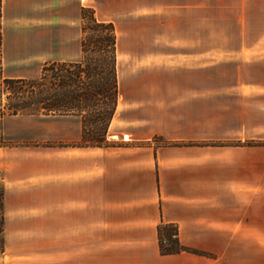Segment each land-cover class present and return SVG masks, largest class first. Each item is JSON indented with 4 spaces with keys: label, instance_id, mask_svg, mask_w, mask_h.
<instances>
[{
    "label": "crops",
    "instance_id": "obj_1",
    "mask_svg": "<svg viewBox=\"0 0 264 264\" xmlns=\"http://www.w3.org/2000/svg\"><path fill=\"white\" fill-rule=\"evenodd\" d=\"M219 8L218 0H0V80L79 60L84 9L113 24L117 54L136 71L119 77L110 146H77L80 119L54 116L52 165L2 156L1 264H42L48 253L50 264H264V144L219 142L250 123L244 91L264 90V61L257 83L203 79V59L255 51L247 33L219 28L235 20ZM257 34L260 56L264 27ZM162 224L207 255H160Z\"/></svg>",
    "mask_w": 264,
    "mask_h": 264
},
{
    "label": "trees",
    "instance_id": "obj_2",
    "mask_svg": "<svg viewBox=\"0 0 264 264\" xmlns=\"http://www.w3.org/2000/svg\"><path fill=\"white\" fill-rule=\"evenodd\" d=\"M81 57L76 62L45 63L36 78L1 81L0 117L58 116L81 121L79 147H108V129L119 100L117 36L113 24L97 21L93 12L82 11ZM98 32L96 38L88 32ZM98 54L97 57L92 56ZM4 96V99H2ZM248 143L244 146H260ZM2 193H0V234L2 233ZM172 225L157 228L162 256L189 253L207 254L179 243Z\"/></svg>",
    "mask_w": 264,
    "mask_h": 264
},
{
    "label": "rangeland",
    "instance_id": "obj_3",
    "mask_svg": "<svg viewBox=\"0 0 264 264\" xmlns=\"http://www.w3.org/2000/svg\"><path fill=\"white\" fill-rule=\"evenodd\" d=\"M245 3H249L247 9L243 8ZM219 15L229 14L234 17V22L231 24H221L220 29L227 27L235 32H245L248 35L247 40H243L248 46L255 48V51H250L244 53L242 56H227L217 58H207L203 59V79L205 80H216V79H250L251 82L257 83V78L259 76V68L257 65V59L260 57L264 61V54L258 56L256 51V43L258 32L264 27V0H218ZM259 3V4H258ZM253 6V7H252ZM244 19L242 24L240 21ZM85 24V23H84ZM83 23L81 25H84ZM205 25H203L204 27ZM206 30V29H205ZM99 33L91 31L88 32L89 37L96 38ZM234 47H241V39L239 36L233 41ZM98 54H93L92 56L97 57ZM80 60V59H79ZM77 60V61H79ZM118 62V82L119 77L124 80L131 74H136L133 68L130 66L129 59L123 55L117 54ZM244 63V64H243ZM250 65L252 68H246L244 65ZM44 65V64H43ZM41 65L36 71L35 78L40 74ZM229 65L227 69L219 70L220 66ZM260 68H263L261 62ZM211 68V70H210ZM249 69V70H248ZM264 69V68H263ZM264 75V70L261 72ZM1 81L0 80V91H1ZM144 84V81H143ZM131 89H125V94L130 95ZM137 95H145V87H138ZM135 92V93H136ZM248 93L249 103L243 104V110L249 113L250 123L241 131H227L230 132L224 137V140H219L220 143H236L238 138H243V143H260L264 144V101L262 95H264L263 89H247L244 91ZM121 94V91H120ZM121 96V95H120ZM4 99V96L3 98ZM0 105H1V93H0ZM241 107V104H238ZM1 108V106H0ZM121 110V105L119 111ZM262 117V118H261ZM117 121H115L110 129V133L114 134L118 130L116 129ZM229 130V129H227ZM153 143L162 144L160 138L154 137ZM118 144V142H115ZM53 147V117L52 116H4L0 118V159L3 155L10 153V158H20L25 160V166L30 167L38 165L42 168H48L50 161L53 159L51 156V149ZM19 149V150H16ZM19 151V152H18ZM41 161V162H40ZM1 181V179H0ZM32 183V181H30ZM2 192L0 186V193ZM31 199H26L25 202H32ZM12 204L13 201L11 200ZM2 245L0 237V247ZM53 252V249H52ZM47 257L42 256V264H50L53 256H49L50 253L46 254ZM2 261H0V264Z\"/></svg>",
    "mask_w": 264,
    "mask_h": 264
}]
</instances>
